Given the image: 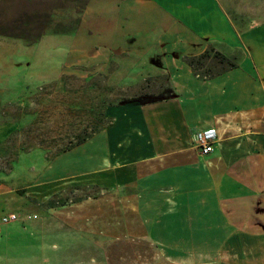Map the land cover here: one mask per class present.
I'll return each mask as SVG.
<instances>
[{"label": "crops", "instance_id": "crops-1", "mask_svg": "<svg viewBox=\"0 0 264 264\" xmlns=\"http://www.w3.org/2000/svg\"><path fill=\"white\" fill-rule=\"evenodd\" d=\"M101 10L115 51L103 71L110 61L130 84L166 81L153 101L113 107L96 134L117 224L149 247L146 264H264V0H113ZM208 49L201 77L186 58ZM11 126L0 118V139ZM208 127L218 139L202 154L193 134Z\"/></svg>", "mask_w": 264, "mask_h": 264}, {"label": "rangeland", "instance_id": "rangeland-1", "mask_svg": "<svg viewBox=\"0 0 264 264\" xmlns=\"http://www.w3.org/2000/svg\"><path fill=\"white\" fill-rule=\"evenodd\" d=\"M112 1L0 0V118L13 125L0 139V218L36 216L0 222V264L150 261L114 218L113 173L97 169L96 134L113 107L153 101L152 87L166 81L130 84L125 66L111 75L110 61L103 71V54L115 51L101 32L110 18L98 11L110 14Z\"/></svg>", "mask_w": 264, "mask_h": 264}, {"label": "built area", "instance_id": "built-area-1", "mask_svg": "<svg viewBox=\"0 0 264 264\" xmlns=\"http://www.w3.org/2000/svg\"><path fill=\"white\" fill-rule=\"evenodd\" d=\"M218 139V132L215 127H208L204 129H199L193 134V145L197 148L200 153L207 154L213 151L214 144ZM36 219L35 215H24L21 219L18 214L9 213L3 214L0 218V222L3 225H8L14 222H18L19 220H23L24 222L32 221Z\"/></svg>", "mask_w": 264, "mask_h": 264}, {"label": "trees", "instance_id": "trees-1", "mask_svg": "<svg viewBox=\"0 0 264 264\" xmlns=\"http://www.w3.org/2000/svg\"><path fill=\"white\" fill-rule=\"evenodd\" d=\"M212 50L208 49L206 51H204L202 54L198 55V56H194V57H187L186 60L188 62V64L193 68V71L195 72V74L197 73L196 69H197V64L201 62L202 59H204L205 57H208L211 54ZM213 55L215 57H219L221 59H223L224 57L220 56L219 53L214 52ZM225 59V58H224ZM198 74V73H197ZM105 117V115H103V118ZM85 140V138H82L81 141H79L80 143H82V141ZM79 143V144H80Z\"/></svg>", "mask_w": 264, "mask_h": 264}]
</instances>
